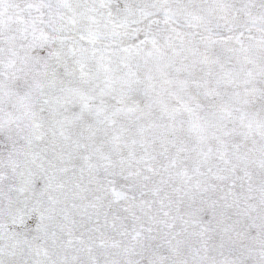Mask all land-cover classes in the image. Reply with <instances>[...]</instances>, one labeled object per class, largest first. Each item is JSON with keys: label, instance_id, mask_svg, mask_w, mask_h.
I'll use <instances>...</instances> for the list:
<instances>
[{"label": "snow or ice", "instance_id": "obj_1", "mask_svg": "<svg viewBox=\"0 0 264 264\" xmlns=\"http://www.w3.org/2000/svg\"><path fill=\"white\" fill-rule=\"evenodd\" d=\"M0 264H264V0H0Z\"/></svg>", "mask_w": 264, "mask_h": 264}]
</instances>
